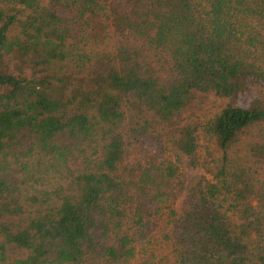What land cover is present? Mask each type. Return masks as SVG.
Wrapping results in <instances>:
<instances>
[{
	"label": "trees",
	"instance_id": "obj_1",
	"mask_svg": "<svg viewBox=\"0 0 264 264\" xmlns=\"http://www.w3.org/2000/svg\"><path fill=\"white\" fill-rule=\"evenodd\" d=\"M263 130L264 0H0V264H264Z\"/></svg>",
	"mask_w": 264,
	"mask_h": 264
},
{
	"label": "rangeland",
	"instance_id": "obj_2",
	"mask_svg": "<svg viewBox=\"0 0 264 264\" xmlns=\"http://www.w3.org/2000/svg\"><path fill=\"white\" fill-rule=\"evenodd\" d=\"M7 70H9V71H14V72H15V71H19V69H18L17 66H15V65H11V64H8V65H7ZM262 134H264V130L262 131ZM184 173L186 174L187 177L190 176V175H192V174H194V172H192V171H190V170H186Z\"/></svg>",
	"mask_w": 264,
	"mask_h": 264
}]
</instances>
